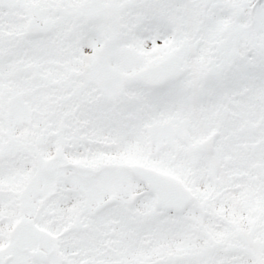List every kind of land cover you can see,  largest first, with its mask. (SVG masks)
Returning a JSON list of instances; mask_svg holds the SVG:
<instances>
[{"label": "snow or ice", "instance_id": "snow-or-ice-1", "mask_svg": "<svg viewBox=\"0 0 264 264\" xmlns=\"http://www.w3.org/2000/svg\"><path fill=\"white\" fill-rule=\"evenodd\" d=\"M0 264H264V0H0Z\"/></svg>", "mask_w": 264, "mask_h": 264}]
</instances>
